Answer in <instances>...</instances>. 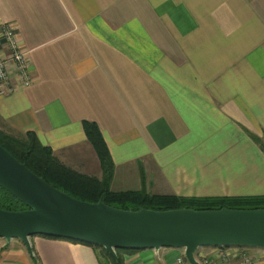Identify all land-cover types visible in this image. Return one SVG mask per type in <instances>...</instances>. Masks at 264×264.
<instances>
[{
  "label": "crops",
  "instance_id": "obj_1",
  "mask_svg": "<svg viewBox=\"0 0 264 264\" xmlns=\"http://www.w3.org/2000/svg\"><path fill=\"white\" fill-rule=\"evenodd\" d=\"M1 23L19 31L33 80L0 94V127L34 131L61 162L100 177L82 125L94 120L113 190L264 194V0H0ZM29 240L32 250L0 236V264H101L88 243ZM250 250L264 260V247ZM181 251L122 256L176 264Z\"/></svg>",
  "mask_w": 264,
  "mask_h": 264
},
{
  "label": "water",
  "instance_id": "obj_2",
  "mask_svg": "<svg viewBox=\"0 0 264 264\" xmlns=\"http://www.w3.org/2000/svg\"><path fill=\"white\" fill-rule=\"evenodd\" d=\"M0 185L27 208L0 207V236L18 238L30 250L29 237L45 234L115 248H182L191 264L201 246L264 247V207L137 210L102 200L77 198L48 183L0 144Z\"/></svg>",
  "mask_w": 264,
  "mask_h": 264
},
{
  "label": "trees",
  "instance_id": "obj_3",
  "mask_svg": "<svg viewBox=\"0 0 264 264\" xmlns=\"http://www.w3.org/2000/svg\"><path fill=\"white\" fill-rule=\"evenodd\" d=\"M82 125L87 139L99 158L102 171L100 177L81 173L61 162L54 155L52 148L42 143L37 134L31 130L14 133L0 127V144L48 183L72 196L88 201L102 200L114 207L132 210L141 208L164 210L180 207L193 209L264 207V194L186 196L150 193L142 188L113 190L110 183L113 177L114 163L102 132L94 120L84 119ZM0 207L24 209L27 208V205L0 185ZM66 239L79 241L71 238ZM88 244L97 250L99 257H101V264H124L122 252L136 250L115 248L114 256L103 246Z\"/></svg>",
  "mask_w": 264,
  "mask_h": 264
},
{
  "label": "built area",
  "instance_id": "obj_4",
  "mask_svg": "<svg viewBox=\"0 0 264 264\" xmlns=\"http://www.w3.org/2000/svg\"><path fill=\"white\" fill-rule=\"evenodd\" d=\"M29 49L19 31L10 23L0 24V94L12 92L17 87L29 85L33 76L29 65ZM16 76V82L11 76ZM210 251L194 252L199 264H264V260L245 246H211ZM176 264H191L182 249L175 258Z\"/></svg>",
  "mask_w": 264,
  "mask_h": 264
},
{
  "label": "rangeland",
  "instance_id": "obj_5",
  "mask_svg": "<svg viewBox=\"0 0 264 264\" xmlns=\"http://www.w3.org/2000/svg\"><path fill=\"white\" fill-rule=\"evenodd\" d=\"M140 188L144 189V186L141 185ZM249 248H251V247L250 246H245V249H246L247 252H250L251 251V250L249 251Z\"/></svg>",
  "mask_w": 264,
  "mask_h": 264
}]
</instances>
